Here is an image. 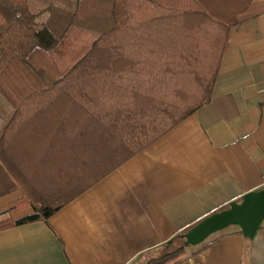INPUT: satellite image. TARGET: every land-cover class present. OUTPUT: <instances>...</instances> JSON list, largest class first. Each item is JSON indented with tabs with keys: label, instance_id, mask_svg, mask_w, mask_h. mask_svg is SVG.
Returning a JSON list of instances; mask_svg holds the SVG:
<instances>
[{
	"label": "crops",
	"instance_id": "obj_1",
	"mask_svg": "<svg viewBox=\"0 0 264 264\" xmlns=\"http://www.w3.org/2000/svg\"><path fill=\"white\" fill-rule=\"evenodd\" d=\"M31 4L41 7L39 0ZM106 7L100 14L108 26ZM9 106L3 128L15 114ZM54 114L76 118L73 111ZM54 114L26 127L16 144L13 161L25 186L0 198V213L17 205L18 221L36 214L31 199L66 203L46 220L1 230L0 264H138L148 251L264 189V13L231 28L210 101L131 157L98 153L104 145L96 141L85 153L76 139L80 124L50 125ZM239 231L215 234L225 236L181 264H264V223L253 240Z\"/></svg>",
	"mask_w": 264,
	"mask_h": 264
},
{
	"label": "trees",
	"instance_id": "obj_2",
	"mask_svg": "<svg viewBox=\"0 0 264 264\" xmlns=\"http://www.w3.org/2000/svg\"><path fill=\"white\" fill-rule=\"evenodd\" d=\"M31 2L0 0V91L15 109L0 134V198L25 186L16 144L41 116L73 111L75 120L54 114L50 125L79 123L85 153L96 141L98 153L131 157L210 101L231 28L264 13V0ZM33 200L32 216L13 221L17 205L0 213V231L46 220L66 203ZM193 227L138 264H181L225 236L187 254L182 235Z\"/></svg>",
	"mask_w": 264,
	"mask_h": 264
},
{
	"label": "water",
	"instance_id": "obj_3",
	"mask_svg": "<svg viewBox=\"0 0 264 264\" xmlns=\"http://www.w3.org/2000/svg\"><path fill=\"white\" fill-rule=\"evenodd\" d=\"M264 223V189L248 193L241 203H232L228 210L215 213L182 235L186 248L198 247L211 236L231 226L240 228L242 234L253 240Z\"/></svg>",
	"mask_w": 264,
	"mask_h": 264
},
{
	"label": "rangeland",
	"instance_id": "obj_4",
	"mask_svg": "<svg viewBox=\"0 0 264 264\" xmlns=\"http://www.w3.org/2000/svg\"><path fill=\"white\" fill-rule=\"evenodd\" d=\"M8 106H9V103L7 101V98L0 91V132H1L2 128H3V126H4V123H5V119H4V117L2 115H4V112H7L6 109H8L10 107V106L9 107ZM216 236L211 237L209 240H207L206 243H208V242L212 241L213 239H215ZM187 254H189L188 251H187Z\"/></svg>",
	"mask_w": 264,
	"mask_h": 264
}]
</instances>
